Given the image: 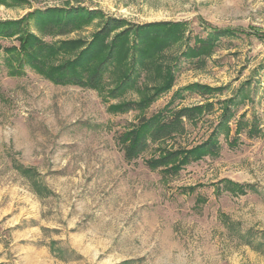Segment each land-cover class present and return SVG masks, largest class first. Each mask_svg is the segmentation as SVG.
Listing matches in <instances>:
<instances>
[{
	"label": "rangeland",
	"instance_id": "rangeland-1",
	"mask_svg": "<svg viewBox=\"0 0 264 264\" xmlns=\"http://www.w3.org/2000/svg\"><path fill=\"white\" fill-rule=\"evenodd\" d=\"M65 5L134 23L186 22L189 44L210 29L231 30L204 64L180 57L173 86L146 115L192 82L225 86L218 99L244 87L230 134L244 112L259 135L241 132L231 146L222 131L215 154L162 178L144 163L154 153L126 160L116 140L137 114L110 107L135 94L110 99L105 90L55 84L28 67L13 76L0 54V264H264V0H0V19ZM201 101L187 94L174 104ZM218 113L188 125L190 145L209 135ZM221 179L251 188L217 192Z\"/></svg>",
	"mask_w": 264,
	"mask_h": 264
},
{
	"label": "trees",
	"instance_id": "trees-1",
	"mask_svg": "<svg viewBox=\"0 0 264 264\" xmlns=\"http://www.w3.org/2000/svg\"><path fill=\"white\" fill-rule=\"evenodd\" d=\"M90 25L95 28L87 36L67 37ZM226 33L232 34L231 30L210 29L206 37H195L189 44L186 22L134 23L82 6H51L28 11L17 19H0V38L16 40V44L0 43V54L8 74L13 76L23 74L28 67L55 84L105 90L110 99L135 94L137 99H123L110 107L112 111L132 110L137 114L136 120L117 135V143L126 160L148 151L154 153L144 159L145 165L168 178L191 162L215 154L222 131L229 136L231 146L238 143L241 132L248 138L259 135L257 121L244 119V112L234 121L232 137L230 134L229 122L239 103L247 98L244 87L230 97L218 99L225 86L192 82L176 89L162 108L146 115L151 104L173 86L180 57L197 66L204 64ZM177 45H182L179 54L167 53ZM187 94H196L202 101L187 106L174 104ZM215 110H219L217 122L209 135L190 145L188 125H197ZM215 186L217 192L231 194L251 188L229 179H221Z\"/></svg>",
	"mask_w": 264,
	"mask_h": 264
}]
</instances>
